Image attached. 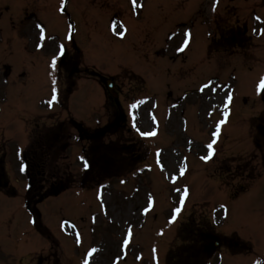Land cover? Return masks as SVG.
Returning <instances> with one entry per match:
<instances>
[{"label": "rangeland", "instance_id": "374dc122", "mask_svg": "<svg viewBox=\"0 0 264 264\" xmlns=\"http://www.w3.org/2000/svg\"><path fill=\"white\" fill-rule=\"evenodd\" d=\"M158 1L159 5L156 8V5L148 0H137L136 7L128 6L123 9L119 17L120 25H117L115 29L109 32L97 29L95 40L99 45V53L97 58L89 62V66L117 79L121 87L120 100L129 112L127 131L120 134L127 140L120 144V142H113L116 137L106 136L103 142L118 147L134 143L138 147L152 148L151 155L141 157V159L144 157L148 159L147 166L144 170L142 168L145 175L139 181V176L136 175L134 179L125 177L124 172L121 171L118 175L124 176L123 181L119 179L121 176L109 177L102 182V188L97 187L93 190H83L78 184L79 187L75 185L72 191L50 197L44 203L38 204L37 209L44 217L45 228L51 233L52 241L38 232L30 235L23 234L25 231L20 230L25 228L22 219L20 229L17 230L19 214L17 218L0 214V264H78L86 260L93 244H100L108 250L106 252L112 251L114 256L120 253L119 245L127 248L128 258L121 264H152L142 251V244H144L142 233L145 232L144 227L148 226V229L157 227V221L154 214H149L147 226H144L146 202L153 203L151 212H159L160 216L163 215L170 220L174 217L171 202L173 196L178 194L174 184L172 161L174 150L180 149L184 154L186 148L196 149L198 143L207 140L209 133L216 127L215 123L218 119L213 118L212 122L214 115L208 118L206 113L210 109L213 111L218 109L222 99L219 98L220 101H216L217 94L212 91L215 99L212 97L210 101L199 102V107L194 109V112L189 105L194 103L196 98L180 100L178 95H182L187 90L202 88V83L211 77H217L221 82H226L231 77L233 69H236L233 75L237 77L236 95L241 96V102H244V95L248 94L247 98L254 99L253 94L259 91L261 82L264 81V34H262L264 21L260 23L251 21L250 9L253 7L251 2L246 4L244 0H220L217 6L215 0ZM1 2L3 6L4 0ZM24 4L26 3L22 2V5ZM255 4L256 14L264 20V0H256ZM120 5L122 8L125 7L123 1ZM231 7H238L237 12H234ZM232 12L233 16L230 19L234 26L245 24L249 26L248 35H251V31L255 29L254 35L260 36L259 44L255 42L248 50V54L254 55L253 57L257 59L255 62H249L242 57L246 52H242V56L239 54L228 56L216 52L209 60L205 59L208 52L209 33L203 23L207 21L214 27L218 22L220 26H227L223 19ZM105 15L109 16L110 13ZM193 20L198 21L199 25L192 26ZM1 23L8 25V18H4ZM213 27L210 28L212 35ZM59 31L62 34V27H59ZM12 48L14 52L7 57V63L13 66V74L21 75L25 66L28 68L29 77L32 74L35 79L33 100L29 85L19 105L23 106L25 111L33 112L35 116L40 115L35 122L41 125H53L64 120L65 116L58 110L57 113L47 117L43 115L55 111L58 107L56 104L49 103V90L55 87L57 81L54 76L45 74L46 68L48 70V61L44 58L38 60L36 55L24 51L18 53L14 46ZM160 52H163V55L158 56ZM171 56L175 60L170 59ZM126 68L130 71L122 70ZM248 68H252V71L247 70ZM40 73L42 76L37 75ZM96 85H98L96 82L80 83L77 91L72 97L70 96L71 103L68 108L69 114L74 115L78 122H83L90 129L103 127L108 121V114L113 110L101 86ZM218 88H220L219 84H215V89ZM19 92L25 93L26 88L18 86L16 96ZM16 96L13 88L10 87L8 100H13ZM2 100L0 98V102ZM240 101L241 108H252V105L246 106L248 101L242 105ZM133 104L137 107L133 108ZM240 107L239 110H241ZM184 110L185 113H183ZM262 110L263 106L261 110L252 109L250 115H258ZM25 111L21 112V118L33 117V114L27 115ZM28 120L20 121L19 130L18 123L15 126L21 137L27 136ZM31 120H29L30 125L33 121ZM239 125L240 122L232 119L225 131L230 133ZM72 132L74 136H77L75 130ZM141 132H152L155 135L143 136ZM13 134L12 131L7 133V139L10 140L7 144L12 146L14 153L15 144L11 139ZM15 136H18V132ZM189 136L198 143L193 145L187 140ZM20 144L24 145V143ZM72 145L69 161L60 163V170L69 168V174L76 176L79 180L81 169L84 167L82 152L88 148L89 144L73 139ZM197 149L203 150L202 147ZM15 176H18L16 171L12 177ZM19 177L22 178L20 174ZM18 189L20 196H24L22 183ZM206 191H211L209 193L212 196L208 195V198H212L213 206H216L219 199L225 195V192L221 191V185L214 181H204L197 188L199 195H203ZM18 203L21 205V202ZM263 203L264 192H261V189L246 192L235 202L224 200L223 206L228 209L227 212L222 210L226 212L223 215L227 214V217L218 215L215 222L219 227L238 233L244 242L258 244L264 251ZM212 205L205 208L206 213L210 211ZM160 206L162 208L158 209ZM188 211L201 213L204 210H201L198 204H193ZM159 214L157 213L156 217L159 218ZM25 219V222L29 224L28 218L25 217ZM63 220H67L70 226L67 225L66 228L64 224L62 225ZM129 221H132V224L126 227ZM128 228L130 229L127 231ZM145 238L148 239V235ZM167 242L168 240L164 244ZM101 243L110 244V246L105 247ZM142 252L143 260L140 257ZM105 254L108 257V254Z\"/></svg>", "mask_w": 264, "mask_h": 264}, {"label": "flooded vegetation", "instance_id": "af4514ba", "mask_svg": "<svg viewBox=\"0 0 264 264\" xmlns=\"http://www.w3.org/2000/svg\"><path fill=\"white\" fill-rule=\"evenodd\" d=\"M121 1L125 5L132 2V0H45L49 7L58 9L65 15L66 23L74 27L78 22L85 23L87 29L91 25L97 26L100 19L104 17L105 14H101L104 12L110 13L111 22L116 23L123 11L120 5ZM85 10L91 11L90 23L84 21L85 17L88 18L84 13ZM31 18L28 21L29 24L24 27L33 24L31 31L33 33L32 38H35L36 29L41 33L45 27L34 14ZM13 28L19 29L20 27L13 26ZM75 31L73 30V35H75ZM45 46L48 47L46 42ZM62 51L63 55H61ZM60 56L62 71L65 72L66 76L74 77L77 73L86 75L88 80L94 79L89 76L93 69L85 65L82 66L78 62L83 59L93 60L98 57V43L89 31L85 36L80 35L78 40L73 38L70 42H61ZM2 76L4 80L8 81L12 73L6 71ZM6 117L7 115H4V118ZM249 139L254 146L250 151L245 150L246 152L230 154L224 148L228 141V138L224 137L222 152L218 155L216 153L214 155L208 154V156H213L208 161L210 165L212 162L214 164V176L220 177L222 183L233 189L236 195L241 189L254 186L262 181L261 171L264 172V116L257 117L254 131ZM236 142L239 141L236 140ZM5 143V140H0V187H10L9 182L2 178L4 162L9 155ZM177 156L179 157L180 154ZM11 192L16 193L14 188L11 189ZM190 201L188 199L185 208H191L190 204L193 203ZM29 204H35V196L29 198ZM178 206L183 208V205ZM181 215V219L179 216L177 220L175 219L172 243L165 250L159 247L152 249L153 252L149 250L150 261L159 263L164 261V264H264V251L258 244L250 246L247 243H241L242 240L237 234L222 232L212 227L207 213L182 211ZM107 254L108 259H100L96 264H119L115 263L116 258L113 252L109 251Z\"/></svg>", "mask_w": 264, "mask_h": 264}, {"label": "snow or ice", "instance_id": "6c2138e0", "mask_svg": "<svg viewBox=\"0 0 264 264\" xmlns=\"http://www.w3.org/2000/svg\"><path fill=\"white\" fill-rule=\"evenodd\" d=\"M132 3H133V5H136L137 0H132ZM215 3H216V5L218 6L219 3H220V0H215ZM262 34H264V33H262ZM61 47L63 48V46H61ZM63 54H64V53H63V51H62V52H61V55H63ZM53 66H55V65H53ZM260 87H261L262 89H264V81L261 82ZM231 101H232V97L229 96V97H228V103L230 104ZM49 103H52V101H49ZM132 107H133V108H136L137 105H136V104H133ZM133 119H135V116H133ZM137 130L139 131V129H137ZM140 134L143 135V136H151V135H155V133H152V132H141ZM215 135L218 137V136H219V132L215 133ZM208 148L212 150V153H213V155H214V154H215V149H214L213 145H212V144H209V145H208ZM202 159H204V160L207 161V160L212 159V156H208V155H206V156L202 157ZM84 164H85L86 167L89 166L87 160L84 161ZM178 190H179V189H178ZM183 196H184L185 198L188 196V191H187V189H184V190H183ZM175 211H176V217H178L179 214H180L181 211H182V207H179V206H178V207L176 208ZM176 217L173 218V221H172L173 223H175V219H176ZM93 251H95V250H93ZM86 264H87V262H86Z\"/></svg>", "mask_w": 264, "mask_h": 264}, {"label": "water", "instance_id": "95a60500", "mask_svg": "<svg viewBox=\"0 0 264 264\" xmlns=\"http://www.w3.org/2000/svg\"><path fill=\"white\" fill-rule=\"evenodd\" d=\"M107 88L109 92L117 99L116 94L114 93L115 87L113 81H106Z\"/></svg>", "mask_w": 264, "mask_h": 264}]
</instances>
